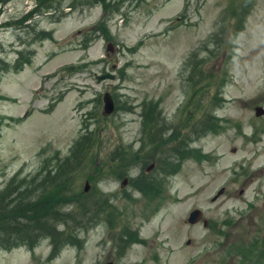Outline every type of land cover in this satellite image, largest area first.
<instances>
[{
    "label": "rangeland",
    "instance_id": "obj_1",
    "mask_svg": "<svg viewBox=\"0 0 264 264\" xmlns=\"http://www.w3.org/2000/svg\"><path fill=\"white\" fill-rule=\"evenodd\" d=\"M104 1L0 0V195L75 185L0 264H264V0Z\"/></svg>",
    "mask_w": 264,
    "mask_h": 264
},
{
    "label": "trees",
    "instance_id": "obj_2",
    "mask_svg": "<svg viewBox=\"0 0 264 264\" xmlns=\"http://www.w3.org/2000/svg\"><path fill=\"white\" fill-rule=\"evenodd\" d=\"M104 2L106 1L96 0L99 4H104ZM104 28L94 27V32L103 31ZM71 180V178L68 179V187L64 183L54 184L51 189L52 196L46 200H41V198L33 201L30 192L19 194L16 190L0 195V245L14 247L16 244H29L33 247L42 237L50 238L57 248L67 243L66 240H60L58 236L64 233L59 231V226L64 225V217L60 214V210L75 186L70 183ZM38 219L43 223L40 226ZM64 223H67V220ZM256 264H259V258Z\"/></svg>",
    "mask_w": 264,
    "mask_h": 264
},
{
    "label": "water",
    "instance_id": "obj_3",
    "mask_svg": "<svg viewBox=\"0 0 264 264\" xmlns=\"http://www.w3.org/2000/svg\"><path fill=\"white\" fill-rule=\"evenodd\" d=\"M97 79H98V81H101L104 79H114V76L106 74V75L99 76ZM103 101H104V113L106 115L111 114L114 110V103H113L112 98L110 97L109 94H105L103 97ZM255 112H256L257 116L264 115V109L263 108L258 107L255 109ZM87 189H88V185L86 184L85 190H87ZM201 217H202L201 211L200 210H194L190 213L189 218H188V222L190 224H195L201 219ZM204 226H207V222H204Z\"/></svg>",
    "mask_w": 264,
    "mask_h": 264
}]
</instances>
